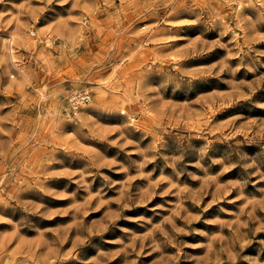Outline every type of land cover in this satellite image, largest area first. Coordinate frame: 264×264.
I'll return each instance as SVG.
<instances>
[{"label": "rangeland", "instance_id": "obj_1", "mask_svg": "<svg viewBox=\"0 0 264 264\" xmlns=\"http://www.w3.org/2000/svg\"><path fill=\"white\" fill-rule=\"evenodd\" d=\"M0 264H264V0H0Z\"/></svg>", "mask_w": 264, "mask_h": 264}, {"label": "built area", "instance_id": "obj_2", "mask_svg": "<svg viewBox=\"0 0 264 264\" xmlns=\"http://www.w3.org/2000/svg\"><path fill=\"white\" fill-rule=\"evenodd\" d=\"M73 106L78 107L80 104H86L91 100V95L88 92H77L71 97Z\"/></svg>", "mask_w": 264, "mask_h": 264}]
</instances>
